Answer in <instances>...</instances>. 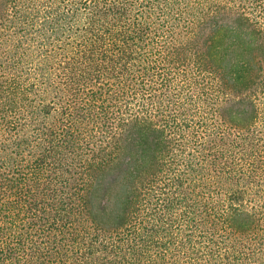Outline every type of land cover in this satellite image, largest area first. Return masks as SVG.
<instances>
[{
    "label": "trees",
    "instance_id": "16d2710c",
    "mask_svg": "<svg viewBox=\"0 0 264 264\" xmlns=\"http://www.w3.org/2000/svg\"><path fill=\"white\" fill-rule=\"evenodd\" d=\"M0 264H264V0H0Z\"/></svg>",
    "mask_w": 264,
    "mask_h": 264
}]
</instances>
